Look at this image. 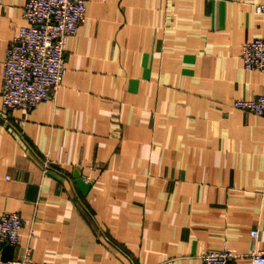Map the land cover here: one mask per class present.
Wrapping results in <instances>:
<instances>
[{
    "label": "crops",
    "instance_id": "0c3cea01",
    "mask_svg": "<svg viewBox=\"0 0 264 264\" xmlns=\"http://www.w3.org/2000/svg\"><path fill=\"white\" fill-rule=\"evenodd\" d=\"M25 3L0 0V92ZM259 4L86 0L56 96L25 112L0 93V214L24 220L2 258L201 264L264 250L263 122L233 105L264 94L240 59L264 38Z\"/></svg>",
    "mask_w": 264,
    "mask_h": 264
},
{
    "label": "built area",
    "instance_id": "2783aa9c",
    "mask_svg": "<svg viewBox=\"0 0 264 264\" xmlns=\"http://www.w3.org/2000/svg\"><path fill=\"white\" fill-rule=\"evenodd\" d=\"M255 10L264 14V4L257 5ZM85 15L86 0H26L22 9L24 22L9 42L3 60L0 93L4 109L31 112L56 96L67 72L68 39L77 34ZM240 59L246 70L264 73V38L243 44ZM233 105L261 117L264 128V94L235 100ZM23 226L24 220L17 212L0 214V251L4 246L19 244ZM251 236L255 238L257 231ZM201 257V264H237V260L245 257L254 264H264V250L258 249L238 254L223 248ZM0 264L50 263L31 260L26 249L17 260H5L0 254Z\"/></svg>",
    "mask_w": 264,
    "mask_h": 264
},
{
    "label": "water",
    "instance_id": "95a60500",
    "mask_svg": "<svg viewBox=\"0 0 264 264\" xmlns=\"http://www.w3.org/2000/svg\"><path fill=\"white\" fill-rule=\"evenodd\" d=\"M75 178L77 179V183L79 184V186L83 189L86 190L88 189L89 185H87L86 183L83 182V179L76 173L75 174Z\"/></svg>",
    "mask_w": 264,
    "mask_h": 264
}]
</instances>
